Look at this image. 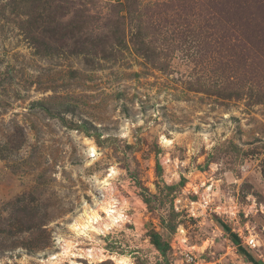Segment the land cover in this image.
Instances as JSON below:
<instances>
[{
    "label": "rangeland",
    "instance_id": "374dc122",
    "mask_svg": "<svg viewBox=\"0 0 264 264\" xmlns=\"http://www.w3.org/2000/svg\"><path fill=\"white\" fill-rule=\"evenodd\" d=\"M121 258L264 264V0H0V264Z\"/></svg>",
    "mask_w": 264,
    "mask_h": 264
},
{
    "label": "bare ground",
    "instance_id": "6f19581e",
    "mask_svg": "<svg viewBox=\"0 0 264 264\" xmlns=\"http://www.w3.org/2000/svg\"><path fill=\"white\" fill-rule=\"evenodd\" d=\"M92 151H94V149ZM108 208H105V212L108 214L109 219L111 220L112 223L117 222L119 216L118 217L113 216L112 214L115 213L114 210H112L111 208H109V209ZM99 221H100V217L97 214L93 213L92 215L88 216V218L85 220V225L77 227V231L81 230V232H79V233L84 234V232L82 230L85 229L87 226H90L93 229H96L93 226H94V224L98 223ZM53 259H56V258H53ZM117 262L119 264H125V263L128 264L127 259H125V258L117 259Z\"/></svg>",
    "mask_w": 264,
    "mask_h": 264
},
{
    "label": "built area",
    "instance_id": "2783aa9c",
    "mask_svg": "<svg viewBox=\"0 0 264 264\" xmlns=\"http://www.w3.org/2000/svg\"><path fill=\"white\" fill-rule=\"evenodd\" d=\"M256 242H255V240H253V239H249V246H254V245H256L255 244Z\"/></svg>",
    "mask_w": 264,
    "mask_h": 264
}]
</instances>
